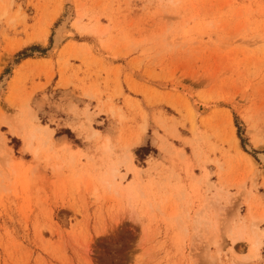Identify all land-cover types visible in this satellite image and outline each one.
<instances>
[{"label":"rangeland","instance_id":"obj_1","mask_svg":"<svg viewBox=\"0 0 264 264\" xmlns=\"http://www.w3.org/2000/svg\"><path fill=\"white\" fill-rule=\"evenodd\" d=\"M5 76L0 264H264V0H0Z\"/></svg>","mask_w":264,"mask_h":264},{"label":"bare ground","instance_id":"obj_2","mask_svg":"<svg viewBox=\"0 0 264 264\" xmlns=\"http://www.w3.org/2000/svg\"><path fill=\"white\" fill-rule=\"evenodd\" d=\"M76 22H77V25H78V19L74 23H76ZM69 23H70L69 18H65L64 21L60 24V26L56 30V33H55V36H54L53 48H58L60 43L63 41ZM73 25H75V24H73ZM7 80H8V76H5L2 79V81L0 82V92L4 90L5 85L7 83ZM97 133L98 132H96L94 130V134H97ZM259 159L261 160V162L264 163V153L259 154ZM262 220H264V216L259 219V221H262ZM254 237H256V236H254ZM260 245H261V241L259 240V238L258 237L254 238V240H253V250H254V252H257L259 250Z\"/></svg>","mask_w":264,"mask_h":264},{"label":"crops","instance_id":"obj_3","mask_svg":"<svg viewBox=\"0 0 264 264\" xmlns=\"http://www.w3.org/2000/svg\"><path fill=\"white\" fill-rule=\"evenodd\" d=\"M263 206H260L256 212H255V216H257V220L259 221V219L261 217H263L264 215H261V214H264V200L261 202ZM263 221V220H262ZM262 228L264 229V222L261 224ZM259 238V237H258ZM259 240L261 241V239L259 238ZM261 244H262V241H261Z\"/></svg>","mask_w":264,"mask_h":264},{"label":"snow or ice","instance_id":"obj_4","mask_svg":"<svg viewBox=\"0 0 264 264\" xmlns=\"http://www.w3.org/2000/svg\"><path fill=\"white\" fill-rule=\"evenodd\" d=\"M261 151H264V143L261 145Z\"/></svg>","mask_w":264,"mask_h":264}]
</instances>
